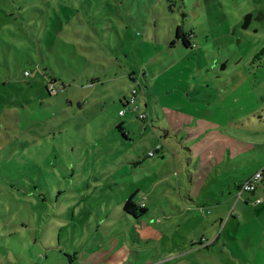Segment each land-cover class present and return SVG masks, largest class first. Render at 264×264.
I'll list each match as a JSON object with an SVG mask.
<instances>
[{
  "label": "rangeland",
  "instance_id": "rangeland-1",
  "mask_svg": "<svg viewBox=\"0 0 264 264\" xmlns=\"http://www.w3.org/2000/svg\"><path fill=\"white\" fill-rule=\"evenodd\" d=\"M178 28L195 35L192 48L177 39ZM263 50L264 0H0V264H84L83 245L119 232L99 228L125 197L108 178L117 161L135 144L141 161L152 160L147 151L159 145L134 130L162 138L164 128H234L240 120L224 97L264 94ZM52 81L58 96L49 93ZM85 84L94 88L81 105L72 99ZM133 89L136 103L123 107ZM262 158L236 159L212 189L214 201L201 199L205 219L225 202L216 192ZM138 171L146 186L152 170ZM138 197L148 204L143 191ZM229 202L217 234L234 264H262L255 253L264 216Z\"/></svg>",
  "mask_w": 264,
  "mask_h": 264
},
{
  "label": "crops",
  "instance_id": "crops-1",
  "mask_svg": "<svg viewBox=\"0 0 264 264\" xmlns=\"http://www.w3.org/2000/svg\"><path fill=\"white\" fill-rule=\"evenodd\" d=\"M190 35L192 37L189 38V48H192L195 35L193 33ZM242 82L244 84L246 81ZM261 82L264 84V79ZM92 84L97 85L96 82ZM93 88L94 86L87 84L76 88L78 91L72 100H77L82 105L91 98ZM234 93L235 90L224 97V107L228 109V113L234 117L238 116L237 120H240L234 121L232 124L234 128H164L162 138H160L162 134L155 131L154 134L150 133L149 128L134 130L142 133V136L148 131L147 136L150 140L159 145L153 151H147V156L153 158L152 160L141 161L138 146L135 144L133 151H128L129 154L124 159L117 161L116 173H112L108 178L112 179L111 184L119 186L125 197L113 214L111 212L101 220L99 228L104 231H114L117 228L119 232L114 236L101 233L88 245H83V256L86 255L83 258L84 264H234L236 262L234 251L226 240H221L217 230L218 224L223 223V218L228 214V208L223 204H229V201L233 200L236 202L240 186L264 167V156H262L264 131L253 132L249 129V126L264 124V94L258 93L252 96L251 89L242 95ZM56 95L58 96L59 93ZM127 100L126 97L121 99L123 107H128ZM238 102H244V105L237 109L240 111L239 114L236 113L237 110L232 111L233 109L230 108ZM123 107L119 110V115L124 110L123 117H125L127 110ZM135 116L138 114L135 113ZM236 125L241 128H236ZM121 126L122 128L118 130L122 132L123 141H130V130ZM245 129L246 132L242 133L241 131ZM175 135L179 137L175 138ZM219 148L222 149L218 154ZM212 151H215L213 155ZM133 152H136L138 157ZM150 152H154V156L150 157ZM241 156H246L248 159L252 156L263 158L252 168L241 170L243 174L241 179H235L216 192L218 197L225 199V202L213 206V217L205 219L201 199L214 201L212 189L223 183L231 168L236 169V159ZM193 163L196 164L195 172L190 167ZM140 164H147L152 170V180L147 181L146 186L139 184ZM160 164H168L164 173L155 171V166ZM117 176H119L117 179H113ZM196 187L198 190L195 189ZM209 188L210 191L203 192L204 189ZM141 191L147 194L148 204L140 205L144 201L139 197L133 203L139 207L145 206L146 213L134 217L124 211V206L128 200H134ZM243 196L240 201L238 200L237 205L243 202L246 205V208L241 205L244 210L253 207L255 212L264 216V180L255 192ZM258 200L261 202L258 203ZM228 224L229 220H227ZM262 228L263 235L259 240L260 252H256L255 257H260V262L264 264L263 223ZM80 260L79 262L75 260V263L82 264ZM70 261L73 262L74 259Z\"/></svg>",
  "mask_w": 264,
  "mask_h": 264
},
{
  "label": "built area",
  "instance_id": "built-area-1",
  "mask_svg": "<svg viewBox=\"0 0 264 264\" xmlns=\"http://www.w3.org/2000/svg\"><path fill=\"white\" fill-rule=\"evenodd\" d=\"M26 76H30V74L26 73ZM51 87L56 88L55 84L52 83V82L49 83L48 90H49L51 95H56L54 88L51 89ZM138 94H139V92H138L137 89H133L131 91V96L127 100V106L136 103ZM124 114H125L124 110L120 112L121 116H124ZM146 117L147 116L144 113L138 114V118L141 119V120H145ZM149 156L150 157L154 156V152H150ZM263 179H264V167L260 171L256 172L251 177L250 180H248L247 182H245L243 185L240 186V188L238 190V193H237V198L236 199L239 200L245 193H253V192H255L257 187H258V185L263 181ZM257 202L260 203L261 200H258Z\"/></svg>",
  "mask_w": 264,
  "mask_h": 264
},
{
  "label": "trees",
  "instance_id": "trees-1",
  "mask_svg": "<svg viewBox=\"0 0 264 264\" xmlns=\"http://www.w3.org/2000/svg\"><path fill=\"white\" fill-rule=\"evenodd\" d=\"M192 35L187 36V34H185L181 28H178L177 30V39H179L180 41H182L183 45L185 47H189L190 43H189V38H191ZM264 50L260 52L259 55L263 54ZM55 81H52V83H54ZM94 83V82H93ZM50 93V92H49ZM119 128H122V126L120 125ZM264 180V179H263ZM124 211L134 217H140L142 215H144L146 213V207L142 206L139 207L137 206L135 203H133V200L130 199L125 203L124 206ZM70 260H72V258L70 257Z\"/></svg>",
  "mask_w": 264,
  "mask_h": 264
},
{
  "label": "water",
  "instance_id": "water-1",
  "mask_svg": "<svg viewBox=\"0 0 264 264\" xmlns=\"http://www.w3.org/2000/svg\"><path fill=\"white\" fill-rule=\"evenodd\" d=\"M249 22H250V21H247V22L245 23L244 28L247 27V25H248Z\"/></svg>",
  "mask_w": 264,
  "mask_h": 264
}]
</instances>
